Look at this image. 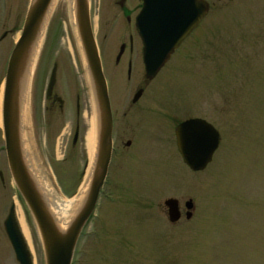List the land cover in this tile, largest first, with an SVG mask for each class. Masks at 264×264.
I'll list each match as a JSON object with an SVG mask.
<instances>
[{"label":"rangeland","instance_id":"obj_1","mask_svg":"<svg viewBox=\"0 0 264 264\" xmlns=\"http://www.w3.org/2000/svg\"><path fill=\"white\" fill-rule=\"evenodd\" d=\"M211 1L206 29L191 40V63L167 68L143 101L150 118L146 124L165 115L167 125L149 127L133 155L124 156L119 145L112 178L72 264H264V0ZM70 7V0H62L53 13L29 81L30 133L32 116L39 117L44 77L53 64L58 63L61 81L76 91L77 77L84 73L86 61ZM158 97L168 107L155 101ZM75 110L74 94L70 111ZM190 114L205 117L220 132V147L201 172L189 171L176 158L174 133L168 129ZM68 131L66 127V138L56 145L33 141L38 165L62 200L76 197L93 167L86 144L69 147ZM123 131L132 136L131 129ZM1 161L0 264H18L3 226L13 204L25 214L33 249L23 237L31 255L34 250L39 264H46L38 227L13 183L4 152ZM168 197L180 198L183 211V201L192 198V219L183 215L171 224L164 206Z\"/></svg>","mask_w":264,"mask_h":264},{"label":"flooded vegetation","instance_id":"obj_2","mask_svg":"<svg viewBox=\"0 0 264 264\" xmlns=\"http://www.w3.org/2000/svg\"><path fill=\"white\" fill-rule=\"evenodd\" d=\"M177 1L178 0H85L84 2L86 7L85 24L88 31L92 34L97 47L99 61L107 85L112 124L110 163L99 200L105 185L108 183V179L110 177L112 178V169L119 153V145L122 146V150H126L123 154L124 156L129 155L128 153H130V151L131 155H133L140 150L139 146L143 145L149 127L150 129L156 130L161 124V127L167 125V117H165V115L159 117L160 121H158L156 117V119L147 125L146 120L150 118L146 109L143 107V101H145L149 87L152 86L157 77L167 68L172 66H178L180 68L186 67L191 63V61L188 60V56H190L194 50L193 45H191V40H194L195 36L202 34L208 24L213 2L211 0H197L198 8L200 11H204L200 21L174 49L157 76L153 79L147 78L144 62V51L146 48L145 35L152 34L154 30L162 29V16H168L175 12L181 15L185 14L187 5L184 2H178L177 4ZM31 3L32 0H0V98H2L3 94L9 59L21 36ZM142 15L145 16V19L139 21ZM150 18L154 21H151ZM54 65L57 67L56 80L49 92V80ZM53 66L50 75L44 77V85L42 87L43 98L38 110L39 117L36 119L32 116L31 118L32 142L41 140L46 145L48 141L51 140L53 145H56L60 139H64V131L66 127H68L69 131L66 132V134L68 135L67 142L69 143V147L78 148L86 144V137L91 129L92 123L94 122L95 125L97 124L96 110L95 106H93L94 96L91 79L86 66H84L82 78L80 79V76L77 77L79 81L76 91V87L61 81V71L59 70L60 68H58V63H54ZM74 94L76 99V110L75 114H72L70 109L72 95ZM82 99L83 108L81 107ZM155 101H158L160 104L165 103L168 107L165 99H160L158 97ZM31 113L35 115L34 108ZM135 113H139V115L131 117ZM134 118H137L138 121L132 123L130 127V121ZM191 119L204 120L212 125L219 133V143L212 156V161L221 143L219 130L203 116L190 114L188 117L181 118L174 127H169V130H173L175 139H173L172 136V140L175 141L176 151L180 159L177 156L176 158L180 160V163L189 171L191 170L183 162L177 148L176 128L181 123ZM38 121H40L42 125H40ZM125 129H131L133 131L131 137H129L126 131H123ZM3 152L5 153L7 163L2 107L0 103V187L1 184L4 183V173L1 165ZM134 167L135 166H133V168ZM121 174L122 172L119 171L118 175ZM170 198L178 201L181 216L177 222L181 220L183 215L186 220H191L195 211L194 200L188 197L183 201L185 209V211H183L180 198L168 197L166 200ZM189 200L193 201L191 219L186 218L187 209L185 204ZM165 209L168 219V210L166 206Z\"/></svg>","mask_w":264,"mask_h":264},{"label":"water","instance_id":"obj_3","mask_svg":"<svg viewBox=\"0 0 264 264\" xmlns=\"http://www.w3.org/2000/svg\"><path fill=\"white\" fill-rule=\"evenodd\" d=\"M52 1L32 0L29 7L21 36L11 53L7 67L2 95V121L10 174L38 227L44 247L45 262L46 264H72L78 239L96 207L100 190L107 176L112 149V124L107 85L97 47L85 24V0H72L77 33L93 89L97 127L89 189L69 225L66 229L61 230L58 228L48 203L25 160L20 131V98L23 80L31 59L33 46ZM178 2H184L187 5L185 14L181 15L175 12L168 16H162V29L145 35V74L149 79L157 75L174 49L198 24L204 14V11H200L198 8L197 0H178L177 4ZM144 19L145 16L142 15L139 21ZM150 20L154 21L151 18ZM56 69L57 67L54 65L49 80V92L56 80ZM176 138L177 148L183 162L193 172L203 171L207 167L212 161V156L219 143V133L212 125L201 119H191L181 123L176 128ZM164 204L168 209L169 221L177 222L181 216L178 201L170 198ZM185 207L187 209L186 218L191 219L193 201H187ZM3 225L17 262L33 264L31 254L16 221L14 204Z\"/></svg>","mask_w":264,"mask_h":264},{"label":"bare ground","instance_id":"obj_4","mask_svg":"<svg viewBox=\"0 0 264 264\" xmlns=\"http://www.w3.org/2000/svg\"><path fill=\"white\" fill-rule=\"evenodd\" d=\"M62 0H53L52 4L49 8V11L45 17L42 28L38 35V38L33 46V52L31 55V59L29 61L28 69L25 74L20 98V131H21V141L23 146V151L25 155V160L30 167L31 173L45 197L49 209L53 214L56 224L59 229L64 230L69 225L75 214L77 213L78 208L81 205L82 198L85 195L87 188L90 182V173L85 175V180L83 185L81 186L78 194L75 198L62 200L57 196L54 188L51 183H49L47 176L44 174L40 166L38 165V160L36 158V154L33 148V142L30 133V111H29V103L27 97V90L29 86V81L33 70L35 68L36 62L38 60L39 53L42 49V46L46 39L47 29L49 26L50 19L53 16L56 8ZM70 9H71V17L73 18V1L70 0ZM1 102V98H0ZM95 143H96V132H95V124L92 123L91 129L89 130L86 137V148L88 152V156L91 161H93L94 152H95ZM16 206V219L18 226L21 230L22 235L27 239L30 247L33 249V244L31 241L30 230L25 218V214L23 210L17 205ZM32 261L33 264H39L37 254L34 250H32Z\"/></svg>","mask_w":264,"mask_h":264}]
</instances>
